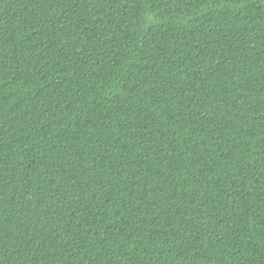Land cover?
Returning a JSON list of instances; mask_svg holds the SVG:
<instances>
[{
  "label": "trees",
  "instance_id": "16d2710c",
  "mask_svg": "<svg viewBox=\"0 0 264 264\" xmlns=\"http://www.w3.org/2000/svg\"><path fill=\"white\" fill-rule=\"evenodd\" d=\"M0 264H264V0H0Z\"/></svg>",
  "mask_w": 264,
  "mask_h": 264
}]
</instances>
